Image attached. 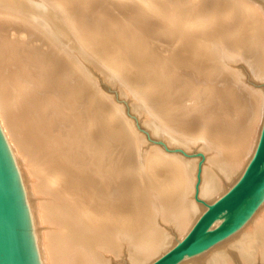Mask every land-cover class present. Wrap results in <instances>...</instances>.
<instances>
[{"label": "bare ground", "instance_id": "bare-ground-1", "mask_svg": "<svg viewBox=\"0 0 264 264\" xmlns=\"http://www.w3.org/2000/svg\"><path fill=\"white\" fill-rule=\"evenodd\" d=\"M79 1L0 0V52L5 50L12 56V61L0 59V126L18 166L40 264H148L186 233L207 203L233 184L256 148L264 118V0H182V5L170 6L164 2L166 7L160 6L172 10L167 19L158 11L157 1L141 0L142 9L134 12L139 23L157 16L167 22L163 28L169 26L173 31L178 22L181 33L176 32L173 63L184 60L192 70L205 74V89L210 95L216 93L206 101L199 96L192 99L202 123L197 128L175 124L157 108L158 113L152 108L148 114L151 123L147 126L155 136L161 135L168 144L183 149L197 145L203 150L205 161L197 189L202 201L193 196L196 158L164 152V148H145L148 151L138 153L137 134L130 136L135 163L131 174L121 161H115L114 149L107 162L104 160L106 165L94 161L98 139L112 143L119 138L110 137L99 122L100 108L93 109L91 103L99 90L86 63L101 67L96 59L103 61V55L99 57L96 49L88 50L89 31L81 29L87 21L69 16L71 10L74 16L79 8L88 10L90 4L86 7ZM119 1L121 5L127 2ZM93 34L92 28L89 36ZM33 40L46 48L39 47L40 52L35 45L29 47ZM12 66L22 78H14ZM111 78L115 83L118 77ZM124 89L119 88L129 90ZM81 94L88 95L91 102L81 106ZM150 102L145 97L139 103L149 106ZM217 116H223L227 125L215 121ZM43 140L55 147L48 150ZM66 142L77 144L68 146L72 153H79L77 158L83 156L82 163L88 160L90 170L69 162L60 150L56 152ZM95 181L101 182L99 193L90 185ZM116 182L120 188L113 191ZM129 184L137 191L135 197L115 196ZM122 254L121 262L118 258ZM257 257L264 261V198L231 234L177 264H234L236 260L249 264Z\"/></svg>", "mask_w": 264, "mask_h": 264}, {"label": "rangeland", "instance_id": "rangeland-1", "mask_svg": "<svg viewBox=\"0 0 264 264\" xmlns=\"http://www.w3.org/2000/svg\"><path fill=\"white\" fill-rule=\"evenodd\" d=\"M80 1H81V4L83 6H86V7L90 4V6H88V10L85 9V11H83V9L81 10L79 8V10L75 11V16L72 14V10H71V13L69 14V16H71V17L73 16V17H76L79 19L84 18L87 21V23H85V24L83 23L84 25H81L82 27L79 25V28L80 27H81V29L85 28V30L84 29L83 30L86 33H87V31H89L88 36L86 37L87 38L86 44L89 45L91 42V45H93V47H90L91 45H89L88 50L91 51L92 49H96L98 52H100L99 57H101L103 55L101 57V59H103V61L99 60L100 58L96 59L99 61V65L101 67H99V66L94 67L91 63H86V69L89 72V75L91 76L90 78H92L93 81L95 82V85L98 88L99 92L96 94V98L92 102H91V100L88 99V95L85 96L84 94H81L82 96L80 97V101H81L80 105L82 106L83 102H84L83 104H85V102L90 101L93 106L95 105L93 107V109L95 107L98 109L100 108L99 109L100 110V112H99L100 113V116H99L100 124L103 125V127L108 132L110 137L114 138L115 140H118V138H119V141H114L112 143H106L104 139H102V140L98 139V141H97L98 155L96 157H94V161H96L98 164L106 165L107 163L105 164V161L107 162V158L109 157V155H112L111 152L114 149L113 153H115V157H116L115 161L116 162L121 161L123 168H126V172H129L131 174L135 170V163H134V157H133V149L130 148V146H131L130 144H132V146L134 144L132 142H130V140H131L130 136L137 134L138 137H137V135H135V137L138 138L135 146H138V148H139L138 153H141V152L143 153V152H146V151L154 149V148H159V149L164 148L165 151H164V149H161L164 152L171 153L173 151L176 153H180L184 157H187V156L188 157H195L196 158L195 173L197 176V173H198L199 169L201 168V165L204 164V161H205L204 160V152L201 149V147H199L197 145H192L189 147L190 149L189 148L183 149L181 146L168 144L161 135L155 136L151 132V129L149 128V126H147V125H149V123H151V122H149V120L151 118H149L148 114L151 111V109L154 108L156 112L158 109L160 111V113L164 114L165 117L169 118V120L175 124H178V125L182 124L184 126H187L188 129L197 128L202 123L200 122V119H199V116H200L198 114L199 110H197L196 107L193 105L192 99L199 96L200 99H202L203 101H206V100L211 99L212 96L216 95V93H213L210 95V93H208L207 90L205 89V87H206L205 84L207 83V81L205 82V79H204V77L206 76L205 74L202 75V74H199L200 73L199 71L192 70L191 65H187V63L184 62V60H182V62L175 60L174 61L175 63H173L172 60L174 58H172V57H174L173 56V49L176 46L175 45L176 44L175 43L176 32L178 34L181 33V27L179 26L178 22L176 25H174V31H173V29L168 28L169 26H167L166 28H163L167 25V24L165 25V23H167V22L166 21L163 22L162 18L159 21L158 18H156L157 16L149 17L150 20L147 23H139L138 18L134 14V12L137 13L138 11H140L142 9L140 7L141 5L139 4V2H141V0L140 1L139 0H135V1L129 0V2L127 0V2L124 1L122 3V5H121V2L119 0L118 1L117 0H86L87 2L83 1V0H80ZM143 1H145V0H143ZM155 1H157L156 6L158 5L157 6L158 11L162 12L161 16L163 15V17H165L166 19L169 18L168 16L172 14V12H171L172 10L163 9L164 6L166 7L164 2L165 3L167 2L166 4L167 5L169 4V6L173 5V4L182 5L181 4L182 0H154L153 2L155 3ZM84 2L86 5L84 4ZM91 2H92L93 7L95 6V8L92 7ZM132 2H133V4H132ZM145 2H142L141 4H143ZM58 3L59 2H57V4ZM118 3L120 5H118ZM95 4L98 5L99 8L96 7ZM160 5H162L163 7H161ZM117 6H119V7H117ZM114 7H116V8H114ZM91 8H93V11ZM117 8L119 10H117ZM99 12L100 13L103 12V13L99 14ZM73 13H74V11H73ZM93 13L95 14V17H94ZM112 16H117L114 21L109 20V18ZM96 20H98V21H96ZM97 22H99V23H97ZM143 24H144V26H143ZM2 25L8 27L9 29L13 28L12 26L9 27V25H11L9 23H7V25H5L3 23ZM15 27H17V29H18L20 26H15ZM21 27L28 30V28L26 26H21ZM92 28H93V31L95 32V34H93L94 36L91 35V37H90L89 34L92 31ZM158 29H160V30H158ZM167 29L171 33L173 32V34H175V35L173 36L171 33H169V31H167ZM18 30L21 31L22 28H19ZM166 31L168 32V34ZM99 32H101V33H99ZM112 33L114 36L112 35ZM101 35H103L104 38L103 37L101 38ZM105 36H106V38H105ZM99 38H101V39H99ZM89 39H92V40H89ZM105 40H106V42H105ZM110 40H111V42H110ZM33 41H35V40H33ZM36 43H37V41H35V43L31 41L30 43H28V46L31 47V45H35L36 47H38L40 52H41V49L43 50L46 48V46H41L38 44L36 45ZM137 44H139V47H137L138 46ZM144 47L146 50L144 49ZM135 48H139V49L135 50ZM109 49H111V51ZM148 50H150V51H148ZM146 51H148V52L146 53ZM138 52L140 55L138 54ZM152 52H154V53L152 54ZM141 53H143L144 55L142 54L143 56H141ZM148 54H150V55H148ZM144 56H146V58L147 57L148 58L145 59ZM154 57H155V59H154ZM0 59L6 60V61H8L7 59H9L12 61V56L9 52L2 50L0 52ZM106 59L109 61V63ZM153 60H155V61H153ZM110 61L113 63H110ZM101 62L104 64H102ZM178 63H180L179 66H178ZM87 66H88V68H87ZM12 67H13L14 72H15V75L13 74L14 78L15 77L17 78V75H20V77L22 78L20 72L17 74L16 68L14 66H12ZM103 67H104V70H103ZM109 68H111V70H109ZM57 69L59 70L60 68H57ZM185 70L188 72H184ZM118 71H119V74L116 75V73H118ZM104 72H105V74H104ZM104 75H106V77ZM184 75H187V76H184ZM116 76L118 78L115 79ZM111 77H114L115 83H113L114 80ZM197 77H198V79H197ZM200 77H201V79H199ZM23 78H25V77H23ZM110 78L112 79V82H111ZM202 79H204V80H202ZM190 80H191L192 84L190 83ZM63 81H64V83L66 82V83H68V85H70L67 80H63ZM188 81H189V83L186 84V82H188ZM173 82L175 84L174 87H173ZM124 84L128 87L129 90H126L127 87L124 86ZM178 84H180V86ZM203 84H204V86H203ZM131 85H133V86H131ZM191 85H193L195 87H192ZM124 87H126V88L124 89ZM119 88H120V90L124 89L126 91H120ZM190 88H193V91H190ZM53 90L51 92H53ZM135 92H136V94H135ZM79 93H83V92L80 91ZM139 93H141V94H139ZM206 95H208V96H206ZM145 97L150 98L151 104L149 103L150 104L149 106L141 105L142 106L141 107L140 103H141L142 99ZM132 98H133V100H132ZM134 99H136V102ZM102 101L104 103H102ZM137 101H138V103H137ZM133 102L136 105L138 104V108H137V106H135V108H134ZM181 104H183L184 106L181 107L180 106ZM115 105L117 106L116 109H115ZM174 106H175V108H174ZM136 108H137V110H136ZM98 109H97V111H98ZM143 109H147L148 111L145 110V113H144ZM86 110L87 109H83L82 111H83L84 115L88 116L89 113ZM118 112H119V114H118ZM30 113H32V111H30ZM106 113H107V116H104V115H106ZM109 115H111V116H109ZM197 115H199V116H197ZM221 115L224 116V114H222V113H221ZM108 116L112 117V119L115 118L114 119L115 120L114 125L111 124V126H110V122L113 123V120L111 118H109ZM223 116H217L215 118V121L223 122V124L227 125L228 121H222ZM107 118H109V120H111V121H108ZM126 119H127V122H126ZM123 120L125 121V124H123L124 123ZM145 121H147L148 124ZM115 130H117L118 132ZM35 131H38V130L35 129ZM135 131L138 133H136ZM141 141H143V143H141ZM44 142L46 143V148L48 150H50V149L52 150V147L53 148L55 147V145L52 144L50 141H44ZM63 144L62 145L60 144L59 147L65 146L66 148L61 147V149H56V152H57V150L58 151L60 150L58 153L61 152L62 154H64V155H62L60 153L62 155V157L65 156V158L69 162H71V163L75 162L76 164L75 163L74 164L76 166L83 167V168L85 167L88 170H90L89 164L86 163V162H88L87 159H85V161L83 160L86 163L85 164L83 162L85 165L84 166L82 163V159H84L83 156H82V158L81 157L77 158V157H79V155H78L79 153L73 152L75 154V157L72 158L74 156V154L72 153V150H70V148H69V146L71 145V142H68V144H67V142L63 143ZM107 144H109V145L111 144V145L109 146ZM153 144H155V145H153ZM74 146L77 147V144H75ZM74 146L72 144L70 147H74ZM59 147H57V148H59ZM145 148L146 149L148 148V150H146ZM63 149L65 151H61ZM68 149L70 151H68ZM109 150H111V151L107 152ZM122 150H124L123 154L121 153ZM54 151L55 150H53V152ZM100 151L102 152V154L100 153ZM56 152H54V153H56ZM84 154H85V152H84ZM99 154H101V155H99ZM125 155H126V158H125ZM118 156H120V158ZM75 159L78 162L75 161ZM70 160H72V161H70ZM124 160H125V162H124ZM63 163H64V160H63ZM74 164H72L70 166H71V168H73L75 170L77 167ZM76 177H79V176L76 175ZM79 179H81L82 182L85 183L84 178L82 179V177H80ZM129 180L130 181L132 180L131 176L129 177ZM196 181H197V178H196ZM117 183L118 182L112 184L111 188L113 191L120 188V185H118ZM87 184H89V183H87ZM131 184H132V182H131ZM131 184H129L125 188L124 191H122L121 193H118L115 196L116 197H127L128 195L129 196L133 195L132 197H135L137 195V191H135V188H134V190H133V188H131ZM90 185L94 189V191H96L97 193L100 192L101 182L95 181L93 184L91 182ZM131 191H133V194H131L132 193ZM134 191H135V193H134ZM194 192H193V196H194ZM123 259H124V256L122 254L118 258V260L122 262ZM261 262H264V261H262V259L260 257H257L254 259V261L249 262V264L261 263ZM234 264H241V263L236 260L234 262Z\"/></svg>", "mask_w": 264, "mask_h": 264}, {"label": "water", "instance_id": "water-1", "mask_svg": "<svg viewBox=\"0 0 264 264\" xmlns=\"http://www.w3.org/2000/svg\"><path fill=\"white\" fill-rule=\"evenodd\" d=\"M194 198L197 195L200 169ZM264 198V118L256 148L235 181L205 205L186 233L148 264H177L231 234ZM0 264H40L18 166L0 126ZM254 264H264L254 263Z\"/></svg>", "mask_w": 264, "mask_h": 264}]
</instances>
